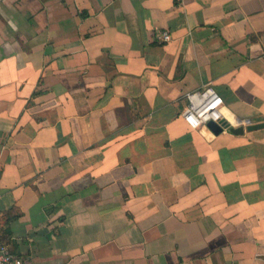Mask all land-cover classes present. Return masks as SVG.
<instances>
[{"label":"crops","instance_id":"obj_1","mask_svg":"<svg viewBox=\"0 0 264 264\" xmlns=\"http://www.w3.org/2000/svg\"><path fill=\"white\" fill-rule=\"evenodd\" d=\"M205 85L264 123V0H0V241L23 264H264V125L191 128Z\"/></svg>","mask_w":264,"mask_h":264},{"label":"built area","instance_id":"obj_2","mask_svg":"<svg viewBox=\"0 0 264 264\" xmlns=\"http://www.w3.org/2000/svg\"><path fill=\"white\" fill-rule=\"evenodd\" d=\"M162 41H170L172 35L163 31L158 36ZM187 105L182 111V118L191 128L207 127L209 122H216L223 127H246V120L232 122L223 113L224 100L212 85H205L200 89L186 94ZM228 124V126H226ZM0 264H23L21 257L15 255L9 246L0 241Z\"/></svg>","mask_w":264,"mask_h":264},{"label":"water","instance_id":"obj_3","mask_svg":"<svg viewBox=\"0 0 264 264\" xmlns=\"http://www.w3.org/2000/svg\"><path fill=\"white\" fill-rule=\"evenodd\" d=\"M263 125L264 123H257V124L249 125L246 128L247 130H254V129L262 127ZM226 126H228V124H226ZM208 128H210V130L216 134L223 130V126L216 122H209ZM244 129H245L244 126H236V127L231 126L230 127V130L235 133H243Z\"/></svg>","mask_w":264,"mask_h":264}]
</instances>
